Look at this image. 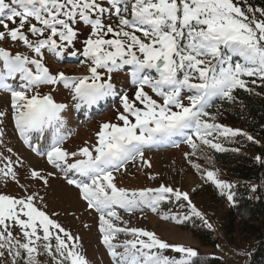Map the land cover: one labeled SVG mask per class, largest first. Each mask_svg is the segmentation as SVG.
Instances as JSON below:
<instances>
[{
  "label": "trees",
  "instance_id": "trees-1",
  "mask_svg": "<svg viewBox=\"0 0 264 264\" xmlns=\"http://www.w3.org/2000/svg\"><path fill=\"white\" fill-rule=\"evenodd\" d=\"M32 1L44 4L63 22L56 46L64 55L87 49L83 67L112 68L113 73L101 75L103 81L124 73L126 61L134 63L139 85L123 102L138 109L123 121L128 129L156 134L178 130L168 141H180L186 130L193 131L183 144L172 145L191 147L187 171L173 181L152 177L161 186L128 191L146 197L155 219L191 234L201 247H215L224 239L228 247L248 254L243 264H264V55L255 56L258 70L230 54L232 45L219 39L212 43L219 53L212 62L197 53L196 40L206 36V22L215 18L206 0H126L142 4L154 31L134 26L128 10L125 23L111 22L107 9L92 6L96 0ZM230 1L240 8L252 35L255 22H264V0ZM82 6L94 20L87 32L77 27ZM184 177L194 185L184 189L178 183ZM123 229L128 233L123 244L138 243L125 249V257L137 264H229L194 255L187 246L149 242L148 235L128 223Z\"/></svg>",
  "mask_w": 264,
  "mask_h": 264
},
{
  "label": "rangeland",
  "instance_id": "rangeland-1",
  "mask_svg": "<svg viewBox=\"0 0 264 264\" xmlns=\"http://www.w3.org/2000/svg\"><path fill=\"white\" fill-rule=\"evenodd\" d=\"M206 1L215 14L214 19L206 22L207 34L231 44L232 47L228 49L230 54L259 70L261 65L255 56L257 52L264 55V22H255L251 35L248 21L236 4L230 0ZM107 4L106 1L104 5ZM3 9L0 8V35L8 33L11 15L9 9ZM130 10L135 26L153 27L152 20L140 4L132 5ZM106 15L110 16L111 22L118 20L111 13V8ZM77 27L87 32L82 25ZM7 37L3 38L8 40ZM202 41L198 39L197 43L201 44ZM196 50L210 60L217 55L215 50L201 45ZM44 56L47 58L46 51ZM29 70L32 71V77L39 78L41 72L34 65L29 64ZM65 71L60 77L56 74L47 75L44 78V87L47 88L44 90H33L35 80L28 79L24 85L15 88L18 95H13V92L0 94V264H137L138 261L132 257H125V249L138 244L132 241L122 243V239L128 236L123 229L127 223L134 231L142 230L148 235L149 242L156 240L167 245L187 246L193 249L194 255L217 257L229 264H243L248 260V254L228 247L224 239L223 244L215 247H201L191 234L155 219L146 197L128 191L161 186V182L154 178L167 176L173 181L183 170L187 171L192 161L189 145L179 148L163 146L158 140H149L146 133L140 135L141 131L136 132V137L142 141L141 147L149 150L148 154L144 153L145 150L140 153L137 150V164L135 168H132L133 165L128 167V174H123L124 170L116 163H107L105 168L112 172L90 182L91 178L96 177V171L93 166L81 161L94 162L95 165L106 161L121 147L123 130L116 122V111L91 120L79 119L72 97L81 92L86 83L67 79ZM69 72L76 73L75 69ZM114 78L119 81L116 82L119 89L115 94H128L130 91L126 89L130 85V77L122 75ZM60 79L62 81L59 82ZM103 89L105 87L102 85L97 87L98 92ZM43 93L51 95L54 101L48 109L51 116L46 120L47 135L52 138H44L43 150H48L54 141L58 159L53 155L54 159L48 160L50 150L34 155L15 136L12 116L29 111L23 107L37 104L32 98H40ZM109 96L120 101L115 110L122 108V97ZM21 123L28 129L27 115L23 116ZM186 132L190 136L193 134L191 130ZM188 139H180L179 145ZM128 150L130 148L123 149L121 154L127 157ZM45 153L48 157L43 155ZM50 161L55 164H50ZM80 164L83 167L75 171V167L78 168ZM65 178L76 180L83 187L68 185ZM178 180L184 189L194 185L189 177ZM128 205L129 209H126ZM131 206L137 211L133 212L135 210ZM167 251L171 252L169 249ZM176 257L183 259L179 254Z\"/></svg>",
  "mask_w": 264,
  "mask_h": 264
},
{
  "label": "bare ground",
  "instance_id": "bare-ground-1",
  "mask_svg": "<svg viewBox=\"0 0 264 264\" xmlns=\"http://www.w3.org/2000/svg\"><path fill=\"white\" fill-rule=\"evenodd\" d=\"M19 83L21 82V80H17ZM40 114V113H39ZM36 130H34L32 133H33V136H31V138H30V141H31V139H33L34 138V136L37 134V132H35ZM27 142H29V139L27 140ZM42 145H43V143H41V145H40V148L42 149ZM69 168V167H68Z\"/></svg>",
  "mask_w": 264,
  "mask_h": 264
},
{
  "label": "water",
  "instance_id": "water-1",
  "mask_svg": "<svg viewBox=\"0 0 264 264\" xmlns=\"http://www.w3.org/2000/svg\"><path fill=\"white\" fill-rule=\"evenodd\" d=\"M125 139H124V143L127 144L129 142V140L126 138V134L124 133Z\"/></svg>",
  "mask_w": 264,
  "mask_h": 264
}]
</instances>
